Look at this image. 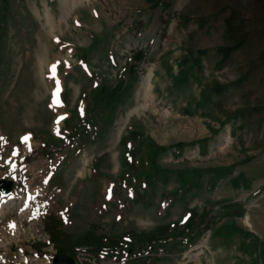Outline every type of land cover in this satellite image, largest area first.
<instances>
[{"label": "rangeland", "instance_id": "rangeland-1", "mask_svg": "<svg viewBox=\"0 0 264 264\" xmlns=\"http://www.w3.org/2000/svg\"><path fill=\"white\" fill-rule=\"evenodd\" d=\"M1 181L0 264H264V0H0Z\"/></svg>", "mask_w": 264, "mask_h": 264}, {"label": "trees", "instance_id": "trees-1", "mask_svg": "<svg viewBox=\"0 0 264 264\" xmlns=\"http://www.w3.org/2000/svg\"><path fill=\"white\" fill-rule=\"evenodd\" d=\"M135 58H143V54L140 53L138 55H136ZM127 69V67L125 66L124 67V70L123 72L121 73V76L120 78H122V76L124 75V71ZM120 83L111 88L107 85H103L101 88H100V91L97 90L96 92L99 94V99H95V94H94V99L92 98L93 100V103L91 104L90 108L92 110L96 109L95 110V115L94 113H92V110H91V114L93 115H87V117L89 119H87L88 121L86 122V125L89 126V124H91L92 120H94L95 117H99L97 115V113L99 112V108H102V107H105L107 106V103H105L104 101H108L109 99H111L112 102H116V98H120V96H122V89H123V79H120ZM99 91V92H98ZM121 91V92H120ZM82 100H85L84 97L82 98ZM86 101V100H85ZM75 129V128H74ZM76 131V129H75ZM78 131H76L74 134H77ZM95 136H92L91 138L95 139L94 138ZM92 140V139H91ZM123 144L126 146V151H125V159H126V163L128 165V168H131L134 164V166L136 167V165H138V160L141 159V157L143 156H147V161H148V166L149 165H152L153 166V171H154V177H156L158 174V169H157V165H156V157L157 155L159 154L160 150L161 151H164V147H160L159 145H157L152 138H149V135L142 131V130H138V129H131L129 131V134L123 138L122 140ZM152 163V164H151ZM152 176H150V178H154ZM193 216L190 215V217L187 219V220H181L179 222H176L175 224H173V227L171 224L169 225H166V226H160L156 232L154 231H151V232H148L146 234H143V237L144 238H150L151 241H161L160 243H162L163 241H166L167 238H180L183 236V234L185 233V227L190 225V226H193V221H194V218L191 219ZM203 216V215H201ZM172 227V228H171ZM49 233H50V238L52 240V242L57 245L59 242H60V236L61 234L58 233L56 231L55 228L53 227H49ZM138 236V235H137ZM86 238V237H85ZM84 239H81L80 241L77 240V241H72L73 242V247H80L81 245L87 243V244H92V245H95L96 247H100V246H103L102 248H104L103 250L105 249H108L110 251L114 250V246H117L119 248H122L124 246H126L127 244L130 243V240L132 239V237L130 236H127L125 238L122 239V236H120L121 238V241L117 242V241H114L112 239V244H109L107 243V239L104 241L103 239H100L99 241H92L90 242L89 240H85ZM165 239V240H163ZM137 240L140 241V236L137 237ZM149 241V240H148ZM90 242V243H89ZM117 243V244H114V243ZM102 244H105V245H102ZM151 248H152V244H151ZM120 255L116 256L119 258Z\"/></svg>", "mask_w": 264, "mask_h": 264}, {"label": "water", "instance_id": "water-1", "mask_svg": "<svg viewBox=\"0 0 264 264\" xmlns=\"http://www.w3.org/2000/svg\"><path fill=\"white\" fill-rule=\"evenodd\" d=\"M11 186L12 185L9 182H5V181L0 182V189L4 193L10 192ZM55 264H74V261L70 256L63 254V255L57 256V258L55 260Z\"/></svg>", "mask_w": 264, "mask_h": 264}, {"label": "bare ground", "instance_id": "bare-ground-1", "mask_svg": "<svg viewBox=\"0 0 264 264\" xmlns=\"http://www.w3.org/2000/svg\"><path fill=\"white\" fill-rule=\"evenodd\" d=\"M65 3V2H64ZM67 3V2H66ZM69 4V3H68ZM68 4H66V5H68ZM64 5V4H63ZM50 18V17H49ZM48 18V19H49ZM15 196L13 195V193H11V194H8V195H6V200L5 201H9V200H12L13 201V198H14ZM7 198H9V200H7ZM1 214V213H0ZM249 223H250V221H249Z\"/></svg>", "mask_w": 264, "mask_h": 264}, {"label": "snow or ice", "instance_id": "snow-or-ice-1", "mask_svg": "<svg viewBox=\"0 0 264 264\" xmlns=\"http://www.w3.org/2000/svg\"><path fill=\"white\" fill-rule=\"evenodd\" d=\"M12 227H14V225Z\"/></svg>", "mask_w": 264, "mask_h": 264}]
</instances>
